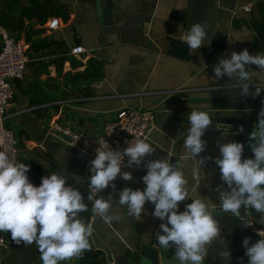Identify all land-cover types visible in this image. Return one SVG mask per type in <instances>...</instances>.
Returning a JSON list of instances; mask_svg holds the SVG:
<instances>
[{
  "label": "crops",
  "instance_id": "0c3cea01",
  "mask_svg": "<svg viewBox=\"0 0 264 264\" xmlns=\"http://www.w3.org/2000/svg\"><path fill=\"white\" fill-rule=\"evenodd\" d=\"M245 4L248 11L241 8ZM189 5L190 0H0V27L30 44L23 78L12 80L14 96L6 124L17 137L19 158L30 165L32 179L40 182L42 176L60 172L74 184L73 175L79 176L82 183L77 186L87 197L88 169L93 158L84 159L78 149L51 133L50 121L96 136L121 108H152L155 124L146 137L156 152L145 163L164 158L180 165L189 198L205 196L217 202L219 169L214 159H209L194 176L195 158L184 148L188 121L177 119L187 118L191 110H201L205 104L154 105L156 96L146 92L192 86L213 87L195 92L192 97L241 96L238 81L228 80L227 76L216 80L212 68L225 53L230 56L244 49L250 54L264 53V0H217L216 30L210 43L193 53L180 35ZM54 18L58 26L50 29L48 21ZM74 47H82L83 51L73 55L70 50ZM250 82L263 84L264 72L253 66ZM231 106L235 110L229 111L233 113L218 108L210 114L241 116L257 107ZM215 126L220 125L213 120V128L203 137L206 149L202 157L219 156L217 143L222 140L223 129ZM225 140L235 141V137L230 134ZM123 170L131 171L133 179L118 178L115 190L109 187L101 195L107 198L112 193L115 199L125 186L144 187L143 165ZM185 203L180 205L181 210ZM153 208L146 204L142 220L136 221L127 216L126 206L114 203L111 214L121 219L107 224L97 216L90 250L84 251L81 258L73 257L61 264H84L92 252H99L103 264H151L149 254L153 248L158 250L159 264H177L172 258L173 249L163 250L157 245L155 233L161 221L151 215ZM83 213L80 215L85 217L92 214L90 203L89 211ZM248 215L252 223L249 227L264 231L258 214L252 210ZM217 219L221 236L209 246L206 264H226L219 256L225 246L232 254L231 264H247L242 241L251 237L255 242L259 236L221 215ZM0 235L7 243L0 248L2 264H41L34 244L17 245L10 234ZM85 262L90 264V260Z\"/></svg>",
  "mask_w": 264,
  "mask_h": 264
},
{
  "label": "clouds",
  "instance_id": "9594fccd",
  "mask_svg": "<svg viewBox=\"0 0 264 264\" xmlns=\"http://www.w3.org/2000/svg\"><path fill=\"white\" fill-rule=\"evenodd\" d=\"M180 35L192 53L210 43L206 22L195 23ZM253 66L264 72V53L250 54L248 49L233 51L230 56L225 53L214 64L213 77L236 80L239 95L256 98L264 93V86L250 82ZM187 119L184 148L195 158L194 176L209 159H214L219 169L217 202L205 196L190 199L180 165L164 158L145 163L156 152L148 137L130 142L122 153L111 147H98L88 169L87 197L77 186L82 183L79 176L73 175L75 183L71 184L67 176L52 172L42 176L36 185L29 178V164L13 161L6 151L0 150V232L10 234L17 245L34 244L41 264H61L91 248L94 226L80 215L89 211V203L91 213L107 224L121 219L111 214L114 203L126 206L127 216L136 221L142 220L145 205L150 203L154 205L151 215L161 221L155 233L159 249H173L172 258L177 264H206L209 246L221 236L217 216L227 213L250 226L248 214L254 210L258 222L264 224V107L256 114L257 122L248 136L251 157H244V143L225 140L236 134L229 132L230 126H215L223 129L222 140L217 143L219 156L202 157L200 154L206 149L203 137L213 128L212 115L207 110L193 109ZM238 131L243 133V127ZM141 165L146 169L141 178L142 189L125 186L115 199L112 193L107 198L101 195L109 187L115 190L118 178L133 179L131 171L123 170L125 167ZM188 200L191 202L181 210V202ZM257 235L255 242L251 237L242 241L247 264H264V231ZM231 255L226 246L219 252L226 264H231Z\"/></svg>",
  "mask_w": 264,
  "mask_h": 264
},
{
  "label": "built area",
  "instance_id": "2783aa9c",
  "mask_svg": "<svg viewBox=\"0 0 264 264\" xmlns=\"http://www.w3.org/2000/svg\"><path fill=\"white\" fill-rule=\"evenodd\" d=\"M244 11H248V5H242ZM58 26L57 19L48 21V27L55 29ZM30 49L29 42L16 38L0 27V150L6 151L13 161L22 162L19 158L17 137L9 126L8 108L13 100L14 91L12 87L13 79H22L27 62V54ZM83 51L82 47H74L70 53L76 55ZM254 85L264 86L263 84L254 83ZM213 87H192L180 86L175 89L149 91L146 94L152 96H172L175 94H186L193 96L195 92L208 90ZM155 110L152 108H121L117 111L115 118L106 123L102 132L96 136H89L85 133L75 131L69 125L51 120L49 130L58 134L61 139L69 146L79 150L84 159L95 157L96 149L99 147L118 150L121 153L130 142L144 138L148 135L155 124ZM127 161L125 160V164ZM29 175V174H28ZM31 182L39 185V181L32 179ZM82 216V215H81ZM87 222L94 225L97 216L90 214L88 217L82 216ZM251 232L256 234L262 231L257 228H250ZM258 236V235H257ZM7 246L6 240L0 235V248ZM80 258L83 255L79 256ZM0 264L2 260L0 257Z\"/></svg>",
  "mask_w": 264,
  "mask_h": 264
},
{
  "label": "water",
  "instance_id": "95a60500",
  "mask_svg": "<svg viewBox=\"0 0 264 264\" xmlns=\"http://www.w3.org/2000/svg\"><path fill=\"white\" fill-rule=\"evenodd\" d=\"M217 0H190L189 10L187 14V18L185 21V25L183 28V32L190 29V27L195 23L206 22L208 37L211 39L216 27H217ZM264 101V93H261L260 96L256 98H252L251 96H189L186 94H175L169 97L166 96H157L152 103L154 105H170V106H180L184 104H250L257 105L256 108L246 110L245 115L241 116H218L212 117L216 123H219L220 126H230L229 132L236 133L234 134L235 141H239L245 144L244 157H251L252 152L250 147H248V136L249 133L253 130L254 124L256 121V114L260 111L261 107H264L262 104ZM227 111V110H225ZM178 121H188L187 118L178 117ZM243 127V133H239V128ZM177 138V137H176ZM174 161V157L172 158ZM190 203L191 201H186ZM182 204V202H181ZM242 214H244V210H241ZM252 213V212H251ZM221 216L226 219L242 224L245 226L243 222H241L236 217H231L227 213L221 214ZM249 227V226H246ZM251 228V227H249ZM150 261L151 264H159V253L157 248L150 249Z\"/></svg>",
  "mask_w": 264,
  "mask_h": 264
},
{
  "label": "rangeland",
  "instance_id": "374dc122",
  "mask_svg": "<svg viewBox=\"0 0 264 264\" xmlns=\"http://www.w3.org/2000/svg\"><path fill=\"white\" fill-rule=\"evenodd\" d=\"M231 105H240V104H229V105H227V104H205L204 106V108H201V110H207V107L209 108L208 109V111L210 112V113H212L213 111H214V109H227L228 110V112H232L233 113V111H229V110H232V109H234L233 108V106H231ZM247 105V104H246ZM249 106H250V104H248ZM219 106V107H218ZM227 106H231V107H227ZM235 110V109H234ZM217 111V110H216ZM220 112V111H219Z\"/></svg>",
  "mask_w": 264,
  "mask_h": 264
},
{
  "label": "trees",
  "instance_id": "16d2710c",
  "mask_svg": "<svg viewBox=\"0 0 264 264\" xmlns=\"http://www.w3.org/2000/svg\"><path fill=\"white\" fill-rule=\"evenodd\" d=\"M42 5H44V2L42 3ZM50 14H52V13H50ZM39 22L43 23L44 20H40ZM89 257L87 256V259H84V260L85 261L90 260V264H103L101 262V260L99 259V252H92V253L89 254ZM85 261H83L84 264H86Z\"/></svg>",
  "mask_w": 264,
  "mask_h": 264
}]
</instances>
